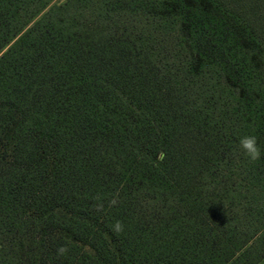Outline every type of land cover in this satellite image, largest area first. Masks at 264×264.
Here are the masks:
<instances>
[{"label": "trees", "instance_id": "16d2710c", "mask_svg": "<svg viewBox=\"0 0 264 264\" xmlns=\"http://www.w3.org/2000/svg\"><path fill=\"white\" fill-rule=\"evenodd\" d=\"M52 1L0 0V264H258L264 0Z\"/></svg>", "mask_w": 264, "mask_h": 264}, {"label": "clouds", "instance_id": "9594fccd", "mask_svg": "<svg viewBox=\"0 0 264 264\" xmlns=\"http://www.w3.org/2000/svg\"><path fill=\"white\" fill-rule=\"evenodd\" d=\"M239 144L241 148L243 149L244 155L248 158L250 162H256L260 160L261 149L257 143V137L255 135L249 134V135L242 136L239 140ZM164 158H165V153L161 152L159 154L158 159L163 161ZM115 202H116L115 200L112 201L113 204H115ZM99 207H102V206H98V210H99ZM122 228H123L122 222L116 221L114 231L120 232L122 231ZM57 251L58 253L63 254L66 252V248L61 246Z\"/></svg>", "mask_w": 264, "mask_h": 264}, {"label": "rangeland", "instance_id": "374dc122", "mask_svg": "<svg viewBox=\"0 0 264 264\" xmlns=\"http://www.w3.org/2000/svg\"><path fill=\"white\" fill-rule=\"evenodd\" d=\"M64 0H53L52 3H57V2H63ZM258 264H264V259H262Z\"/></svg>", "mask_w": 264, "mask_h": 264}]
</instances>
